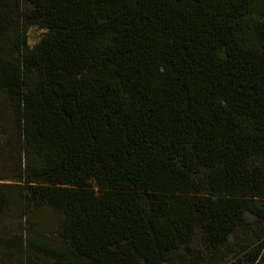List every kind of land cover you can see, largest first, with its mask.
Here are the masks:
<instances>
[{
    "label": "trees",
    "instance_id": "trees-1",
    "mask_svg": "<svg viewBox=\"0 0 264 264\" xmlns=\"http://www.w3.org/2000/svg\"><path fill=\"white\" fill-rule=\"evenodd\" d=\"M0 161L10 264H264V0H0Z\"/></svg>",
    "mask_w": 264,
    "mask_h": 264
},
{
    "label": "rangeland",
    "instance_id": "rangeland-1",
    "mask_svg": "<svg viewBox=\"0 0 264 264\" xmlns=\"http://www.w3.org/2000/svg\"><path fill=\"white\" fill-rule=\"evenodd\" d=\"M42 32L43 31L37 27H28L25 35L27 44L29 46L36 44L42 36ZM10 164L11 162L4 164L0 161V179H2L0 184L5 185L2 187L4 191L13 194L15 192L13 188L17 183L15 182L16 178L14 176L15 169L12 168V166L10 167ZM59 221V217L46 208L35 210L30 217L13 219L11 221H0V232L5 230V233L8 234L6 239H9V244L18 248L17 250L12 249L10 253H0V264H10L7 262L8 257L10 260L11 256L21 257L23 253L19 246L21 242L22 244L27 243L32 237L33 232H39L44 237H52L53 230L56 228ZM2 227L5 228L2 229Z\"/></svg>",
    "mask_w": 264,
    "mask_h": 264
}]
</instances>
